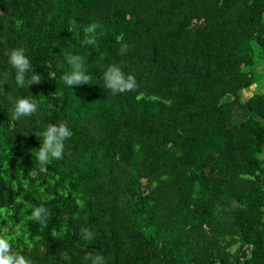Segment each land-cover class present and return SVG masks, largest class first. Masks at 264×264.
Instances as JSON below:
<instances>
[{
  "label": "trees",
  "instance_id": "1",
  "mask_svg": "<svg viewBox=\"0 0 264 264\" xmlns=\"http://www.w3.org/2000/svg\"><path fill=\"white\" fill-rule=\"evenodd\" d=\"M11 47L39 83L14 81ZM73 54L92 84H63ZM109 63L136 89L102 87ZM261 65L264 0H0V236L30 264H264V93L243 96ZM10 96L37 111L13 120ZM53 123L72 136L41 165Z\"/></svg>",
  "mask_w": 264,
  "mask_h": 264
},
{
  "label": "clouds",
  "instance_id": "2",
  "mask_svg": "<svg viewBox=\"0 0 264 264\" xmlns=\"http://www.w3.org/2000/svg\"><path fill=\"white\" fill-rule=\"evenodd\" d=\"M97 29L102 31L103 26L99 22H94L85 29V41L90 44H96ZM118 41L120 38H117ZM120 50L128 48L126 43H120ZM7 55V64L12 69L14 81L23 85L27 83H39L42 79L40 73L33 68L31 60L24 47H11L5 50ZM68 63L71 65L70 71H65L61 79L63 84L70 89L75 84L81 82L92 84L89 70L86 67V58L80 54H73L68 57ZM27 77V80L25 79ZM102 87L111 89L113 95L132 91L137 87V80L133 73L125 72L118 63L107 64L101 74ZM11 107L7 109L13 120H22L34 114L38 109V101L26 96L8 97ZM43 141H40L36 152L33 156L41 163L47 164L52 160H58L64 154V141L72 136V130L66 123H53L46 126L42 131ZM49 210L43 205L34 206L31 209L29 219L43 222ZM84 239L91 240L94 238L93 231L85 228L82 232ZM86 264H106L105 257L102 254L87 253L84 257ZM0 264H30V261L19 253H14L7 237L0 236Z\"/></svg>",
  "mask_w": 264,
  "mask_h": 264
},
{
  "label": "rangeland",
  "instance_id": "3",
  "mask_svg": "<svg viewBox=\"0 0 264 264\" xmlns=\"http://www.w3.org/2000/svg\"><path fill=\"white\" fill-rule=\"evenodd\" d=\"M262 66H263L262 69L260 68L261 70H259V68L257 69V73H255L257 75L256 76L257 81L255 85H253V87L250 88V90H252L255 86H258V90H256L255 92H251V95L253 93H264V65ZM243 96L245 98V93H243ZM236 116H237L236 120L242 119L241 114L239 116L236 114Z\"/></svg>",
  "mask_w": 264,
  "mask_h": 264
},
{
  "label": "crops",
  "instance_id": "4",
  "mask_svg": "<svg viewBox=\"0 0 264 264\" xmlns=\"http://www.w3.org/2000/svg\"><path fill=\"white\" fill-rule=\"evenodd\" d=\"M262 65L260 66V67H258L259 68V70H261L262 69ZM261 68V69H260ZM255 85V84H254ZM251 87H253V86H251ZM250 87V88H251ZM250 88H249V90H246L245 91V98H247L248 96H250L251 95V92H255L256 90H258V86H255L252 90H250Z\"/></svg>",
  "mask_w": 264,
  "mask_h": 264
}]
</instances>
